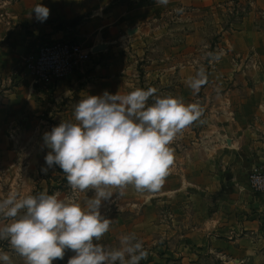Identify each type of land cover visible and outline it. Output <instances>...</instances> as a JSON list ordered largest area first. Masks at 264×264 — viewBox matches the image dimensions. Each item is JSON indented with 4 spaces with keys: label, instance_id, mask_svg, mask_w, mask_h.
I'll return each instance as SVG.
<instances>
[{
    "label": "crops",
    "instance_id": "0c3cea01",
    "mask_svg": "<svg viewBox=\"0 0 264 264\" xmlns=\"http://www.w3.org/2000/svg\"><path fill=\"white\" fill-rule=\"evenodd\" d=\"M37 4L50 10L44 22L32 11ZM240 5L244 11L238 14ZM175 8L182 10L178 20L185 34L179 33L185 40L180 46L190 43L188 26L195 28L194 38L205 35L201 29L205 24L215 25L219 41L213 52L218 59L211 57L208 63L210 72L220 75L210 76L204 90L211 86L217 92L196 95L197 104L203 108L202 116L212 120L209 130L225 143L224 155L211 158L236 161L221 172L210 165L213 159L204 168L202 158L203 168L197 173L239 176L242 170L264 165V0H169L167 5H157L155 0H0V150L15 147L10 135L27 130L26 123L14 118L46 113L48 102L39 83L53 87L55 96L65 98L64 102L69 101L68 96L80 101L105 91L125 95L140 88L129 70L134 69L128 59L133 55L130 48L140 49L157 36L159 28L171 34L170 12ZM65 38L77 39L91 51L85 71L69 74L55 84L35 81L31 64L37 47ZM97 45L102 47L94 51ZM196 45L198 49L210 44ZM179 66L186 65L180 62ZM169 68H159L160 78L166 79ZM231 73L239 75L229 83ZM240 83L243 92L235 91L234 85ZM222 87L225 93L218 91ZM173 96L186 104L195 102L192 94V98L182 92ZM219 147L217 142L212 145L213 150ZM165 193L183 199L181 210L193 213L196 219L186 224L176 242H153L141 264H264V191L228 187L224 191L201 188L194 193L182 189ZM188 193L192 201L186 199Z\"/></svg>",
    "mask_w": 264,
    "mask_h": 264
},
{
    "label": "clouds",
    "instance_id": "9594fccd",
    "mask_svg": "<svg viewBox=\"0 0 264 264\" xmlns=\"http://www.w3.org/2000/svg\"><path fill=\"white\" fill-rule=\"evenodd\" d=\"M155 3L167 5L169 0ZM32 11L40 22L50 14L42 4ZM206 83L201 69L188 87L198 94ZM156 92L137 88L125 95L105 91L86 96L74 106L75 122L62 121L44 133L50 151L41 171L47 174L59 166L73 191L95 194L83 207L47 192L23 198L10 193L0 200V217L10 220L0 227V241L25 264H52L64 258L66 249L75 253L68 264H141L148 258L135 233L121 235L118 247L94 240L101 241L113 223L101 214L102 203L114 193L122 196L129 185L138 192L159 191L174 164L169 145L203 115L197 103ZM0 264H12L7 252L0 251Z\"/></svg>",
    "mask_w": 264,
    "mask_h": 264
},
{
    "label": "rangeland",
    "instance_id": "374dc122",
    "mask_svg": "<svg viewBox=\"0 0 264 264\" xmlns=\"http://www.w3.org/2000/svg\"><path fill=\"white\" fill-rule=\"evenodd\" d=\"M242 7V5L237 6L238 14L244 11ZM180 12L181 10L176 8L170 12L171 34L164 33L159 28L157 36L152 37L153 40L146 44H141L140 49L136 50L134 48L133 51L130 48V52L133 55L128 52L127 55L129 54V63H133L134 69L129 68V70L133 73L132 76L141 89L155 88L157 89L156 95L161 97H174V93L182 92L188 94L190 98V94H192L195 97V102L192 101L190 103H199L196 95L206 92L215 93L217 91L211 86L205 91L204 86H202L198 94H193L188 87V82L201 69L206 73L207 80H209L210 76L220 75L219 72L216 75L212 74L210 72L212 70L210 63H208L209 59L214 56L213 46L219 40L214 32L215 25L209 22L205 24L206 28L204 26L201 28L205 35L194 38L191 35L195 28L188 26L186 33H192L188 37L190 43L187 46H180V42L185 40L184 30L179 26L178 17ZM229 13L231 14L232 12ZM189 22L194 24L193 20ZM166 27H169V25ZM180 31L184 34L181 35ZM197 42L200 45L202 43L210 45L197 49ZM181 51L182 54H180ZM86 62L73 74L79 71L84 72ZM180 62L186 66L180 67ZM164 65L165 67L171 66L167 70L169 72L166 71L164 74L166 76L165 80L160 78L162 71L159 70ZM238 75L232 73L227 75L231 79L229 83H232L235 77L238 78ZM181 77H187L189 80L185 82L180 80ZM59 80L49 83L55 84ZM184 82L187 84H183ZM225 86L228 87L229 84ZM38 87L42 89L44 100L48 102L46 105L48 107L47 111L45 114L34 113L33 116L27 118H14L17 123L19 121L23 124L26 123L24 128L27 130L17 135H10L15 147L10 148V150H0V200L7 198L10 193H17L20 198H23L28 195L36 196L41 192H47L48 194H56L59 199L68 202L80 203L83 207L84 201L94 196V190L90 189L85 192L73 191L59 166L49 169L47 174L41 171L42 167H47L45 156L50 151L44 143V133L50 132L53 127L58 126L62 121L75 122L74 106L79 100L68 96L66 99H69V101L64 102L65 98L62 100L59 96H55L53 87H45L40 83ZM223 87L218 89V91H224L225 93L226 89L223 90ZM243 87L242 83L237 86L234 85L235 91L239 92L244 91ZM149 103H151V99ZM204 103L211 105L207 102ZM206 117L201 116L198 121L178 133L174 141L169 145L174 153V164L170 167L169 175L165 178L159 191L138 192L133 186L129 185L122 196L114 193L110 201L102 203L101 214L111 219L113 223L101 241L97 242L94 240V243L118 247L119 237L128 233H135L146 249L153 245V242H176L180 238V233L185 231L186 224L196 219V217L193 213H185V211L181 210L180 207L184 203L183 199L170 197L165 192L182 189L194 193L195 190H201V188L224 191L228 187L249 188L255 192H260L250 186L249 174L256 168L264 167V165L256 166L249 171L242 170L240 172L238 170L240 172L239 176H201L200 172L199 174L197 173L198 169L207 168L208 162L210 163L213 159L211 158L213 155H224L226 151L224 149V140L221 139L220 135L209 130L212 120ZM215 142L220 144V151L219 149L213 150L212 145ZM202 158L205 163L203 167L201 165ZM218 159L219 157L214 158V162L210 165H214L215 169H220L221 172L227 171V166L225 167V165L228 164V166L233 167L236 163L233 159H226L225 162L222 158ZM186 199L192 201L194 198L193 196L190 197L188 193V198ZM9 222L10 220L0 217V227ZM0 251L9 254L12 264H25L24 259L16 254L6 241H0ZM74 255L75 253L72 250L66 249L64 258L62 260L56 259L52 264H68L69 258ZM231 262L233 263V261Z\"/></svg>",
    "mask_w": 264,
    "mask_h": 264
},
{
    "label": "built area",
    "instance_id": "2783aa9c",
    "mask_svg": "<svg viewBox=\"0 0 264 264\" xmlns=\"http://www.w3.org/2000/svg\"><path fill=\"white\" fill-rule=\"evenodd\" d=\"M90 53L80 41L73 38L42 42L31 64L34 80L56 82L77 71L89 59ZM249 181L254 190L263 191L264 167L251 171Z\"/></svg>",
    "mask_w": 264,
    "mask_h": 264
},
{
    "label": "water",
    "instance_id": "95a60500",
    "mask_svg": "<svg viewBox=\"0 0 264 264\" xmlns=\"http://www.w3.org/2000/svg\"><path fill=\"white\" fill-rule=\"evenodd\" d=\"M101 47H102V46L97 45V46L93 47V50L95 51V50H97V49H99V48H101Z\"/></svg>",
    "mask_w": 264,
    "mask_h": 264
}]
</instances>
